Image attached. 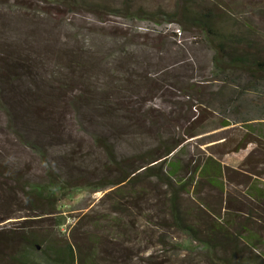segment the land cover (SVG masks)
I'll return each mask as SVG.
<instances>
[{"label": "rangeland", "instance_id": "obj_1", "mask_svg": "<svg viewBox=\"0 0 264 264\" xmlns=\"http://www.w3.org/2000/svg\"><path fill=\"white\" fill-rule=\"evenodd\" d=\"M83 1L99 7L88 11L86 6L68 13L37 3L22 2L16 7L14 0H0V42L5 48L18 46L19 40L29 35L33 47L23 59L45 79L62 84L63 99H88L95 123L103 122L96 108H116V117L122 119L119 129L114 128L113 119L107 131L95 128V135H104L116 155L130 158L153 149L158 129L163 135L184 140L178 156L176 150L167 160L178 162L181 177L211 157L225 167L228 185L219 195L235 209L252 206L245 188L253 181L261 182L260 187L264 184V83L259 94H254L250 90L238 92V85L242 86L239 81L225 82L228 105L223 112L210 101L222 85L213 80V51L200 28L183 31L178 23L154 25L128 17L138 8L179 14L185 5V12L193 16H203L209 8L219 15L218 25L224 32L251 29L264 47V0H190L188 5L184 2L189 0ZM227 20L235 25H227ZM46 42L60 46L58 57L41 45ZM18 72L25 89L32 70ZM193 94L200 96L202 104ZM61 116L71 137L65 144L68 147H60L56 153L71 151L74 158H83L81 171L76 172L89 181L116 176L107 166L104 151L88 137L93 130L78 128L77 119L68 110ZM221 120L229 125L218 128ZM197 125L210 131L186 139L185 130ZM64 140L62 144L67 142ZM0 147L6 150L7 145L1 143ZM8 147L12 150L9 162L24 169L29 178L42 177V166L34 153ZM163 190L153 179L122 188L119 194L110 188L93 191L81 186L61 202L58 216L63 225L58 235L73 244H85L87 236L95 235L102 243L99 264H205L203 246L185 234L160 227L163 217L154 194ZM137 191L142 192L140 197ZM181 198L188 209L196 211L199 201L193 188ZM209 200L215 202L214 196ZM24 219L1 222L0 229H16Z\"/></svg>", "mask_w": 264, "mask_h": 264}, {"label": "trees", "instance_id": "obj_2", "mask_svg": "<svg viewBox=\"0 0 264 264\" xmlns=\"http://www.w3.org/2000/svg\"><path fill=\"white\" fill-rule=\"evenodd\" d=\"M14 1L16 7L19 3L30 2L68 13H76L77 9L88 6L83 0ZM190 2L184 3L188 5ZM98 7L92 4L88 11H95ZM124 11L128 13V5ZM129 16L132 21L147 20L154 25L178 23L183 31L200 28L213 51V80L222 85L210 98L212 103L219 105V110L224 112L228 105L224 94L225 82L235 84L239 81L242 86L238 85V92L250 90L259 94L260 85L264 83V47H260L257 32L254 34L251 29L224 32V28L218 25L219 15L209 8L203 16L188 14L185 5L179 14L146 12L138 8ZM226 24L235 25L229 20ZM180 28L177 29L179 34ZM31 41L33 39L28 35L19 40L18 46L9 44L8 48L0 42V119L3 120L0 123V144L6 143L9 149L0 147V223L25 218L16 229H0V264H99L98 253L102 243L95 235L87 236L85 244L69 243L58 235L63 225L58 216L61 202L81 186L93 191L110 188L119 194L122 188H132L151 179L164 188L161 193L154 194L158 202L157 211L163 217L160 227L185 234L203 246L205 264H264V184L260 187L261 182L253 181L245 188V196L252 206L230 207L219 195L228 185L224 181L225 167L210 157L198 162L187 177H181L178 162L167 160L176 150L178 156L184 140L163 135L158 129L155 135L157 144L153 149L130 158L116 155L104 135H95V128L107 131L112 119L114 128L121 127L122 119L116 117V108H96L103 122L108 123L105 125L103 122L95 123L93 107L88 99H63L66 95L64 86L45 79L23 59L25 52L33 47ZM50 44L41 45L46 46L54 58L58 57L62 49L59 45ZM21 69L32 70L25 89L18 72ZM193 95L197 103L202 104L200 96ZM187 97L191 98L189 93ZM65 110L77 119L78 128L93 130L88 137L104 151L107 166L116 176L89 181L76 172L77 169L81 171L85 162L83 158H74L71 151L56 153L60 147L64 150L68 147L65 144L71 137L62 121L61 112ZM149 122L148 128L151 127ZM228 125L229 122L221 120L218 128ZM201 127L187 128L184 137L195 138L210 131ZM63 138L67 142L62 144ZM9 144L19 149L27 148L38 157L42 166L40 179L27 177L24 169L8 161L12 154ZM190 188L199 201L196 211L188 209L181 198V194ZM141 194L137 191V197ZM211 196L215 199L213 203L209 200Z\"/></svg>", "mask_w": 264, "mask_h": 264}, {"label": "built area", "instance_id": "obj_3", "mask_svg": "<svg viewBox=\"0 0 264 264\" xmlns=\"http://www.w3.org/2000/svg\"><path fill=\"white\" fill-rule=\"evenodd\" d=\"M177 33H178V31H177ZM179 34V33H178Z\"/></svg>", "mask_w": 264, "mask_h": 264}]
</instances>
